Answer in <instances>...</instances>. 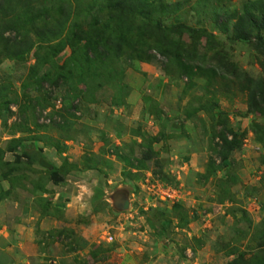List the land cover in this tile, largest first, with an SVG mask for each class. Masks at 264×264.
<instances>
[{
    "label": "rangeland",
    "instance_id": "374dc122",
    "mask_svg": "<svg viewBox=\"0 0 264 264\" xmlns=\"http://www.w3.org/2000/svg\"><path fill=\"white\" fill-rule=\"evenodd\" d=\"M23 1L15 2L13 19L20 17L28 30L34 14L19 8ZM57 1L44 0L40 14ZM206 1L226 14L254 0ZM209 20L203 14L194 22L220 34ZM214 41H186L197 46L207 66L204 76H189L194 84L179 76L177 66L166 73L159 63L120 58L110 68L113 79L102 78L90 96L76 98L81 71L73 65L66 69L73 75L68 83L34 85L46 73L56 81L69 49L52 57L35 46L23 59L0 64V85L6 86L1 97L16 101L9 114L0 110L2 161L19 163L11 192L0 200L2 262L230 264L244 256L256 264L264 256L252 238L264 228V129L254 132L264 128V109H248L247 92L236 78L241 72L262 77V57L230 31ZM36 58L44 64L30 75ZM219 60L229 72L217 69ZM66 98L73 107L68 111ZM228 127L237 133V145L229 166L220 168L218 135ZM14 140L29 147L22 151ZM141 152L151 159L135 170L127 156ZM51 167L61 178L57 184ZM1 188L9 184L0 177ZM167 189L175 199L160 200ZM118 193L127 196L128 210L114 208ZM44 200H50L48 208ZM68 201L73 203L65 207ZM44 211L54 218H43Z\"/></svg>",
    "mask_w": 264,
    "mask_h": 264
},
{
    "label": "trees",
    "instance_id": "16d2710c",
    "mask_svg": "<svg viewBox=\"0 0 264 264\" xmlns=\"http://www.w3.org/2000/svg\"><path fill=\"white\" fill-rule=\"evenodd\" d=\"M16 1L0 0V64L6 59H23L35 46L45 47V50L52 53V57L59 51L69 49L68 57L62 64V73L57 76L56 81H51L50 74L46 73L43 75V80L34 81L36 87L42 83L41 81L50 82L51 85L58 84L59 81L68 83L73 75L66 69L73 65L81 71V80L72 98L81 95L90 96L102 78L113 77L110 68L115 60L120 58L128 60L129 63L137 58L150 63H159L166 73L169 65L177 66L181 73L179 76L188 79L193 74L204 76L207 66L206 69L202 66V54L199 53L196 45L187 47L186 41L202 38L208 45L226 31H230L233 40L253 44L262 57L259 62L262 77L252 78L241 72L236 78L241 81L242 87L247 92L248 109L250 111L264 109V3L261 0L246 1L240 9L231 10L226 14H221L216 8L204 5L209 3L206 0L170 3L165 0H58L49 6L48 11L40 14L39 8L42 9L44 0H37L35 3L32 0H25L19 8H23L24 13L34 14V17L27 22L30 24L28 30L21 27L20 17L13 19L18 10ZM39 3L41 6L38 5ZM203 14L210 17L209 21L213 22L214 28L220 34H213L206 29L205 25L199 26L197 22H194ZM217 55L221 59L222 53ZM219 61L220 66L217 69L229 72V67L223 61ZM43 64V61L40 62V59L36 58L29 74L41 69ZM212 71L216 72L215 69ZM189 82L194 84L191 79ZM5 88V85H0V97L4 94ZM66 100L64 110L73 109ZM14 102L16 101L9 100L6 96L1 97L0 110L9 114V105ZM213 111L214 109H212V119L215 117ZM254 127L258 128L256 125ZM260 129L264 128L254 129V132L257 134L256 130ZM218 137L220 140L219 167H228L229 154L237 145V133L228 127L221 130ZM13 142L16 143L15 146L19 144L18 148L22 151L29 147L20 144L17 140ZM141 153L140 157L127 156L128 163H130L129 159L133 160L131 165L135 170H143L146 160L151 159L147 152ZM2 156L3 151L0 150V170H6V173H2L0 177L8 182L9 188L6 190L1 188L0 200L3 199L5 192L7 194L11 192L14 180L12 174L18 172L19 165L17 162L12 164L3 162ZM48 173L53 177L55 184L61 181L57 169L51 167ZM39 186L40 184H37L35 190H40ZM37 194L40 197L34 201L39 202V199L42 201L41 190ZM31 195L34 196L35 192L33 191ZM44 201L48 208L51 205L50 200ZM92 213H94L93 210ZM40 215L44 217L50 213L44 211ZM149 225L154 227L150 222ZM262 225L264 226V217ZM262 230L261 236L252 237L260 252H264V228ZM62 233L63 231L60 230L56 234L60 236ZM69 233L73 235V232ZM249 259L246 260L244 256H241L232 260L230 264H253ZM0 264L6 263L0 260ZM256 264H264L263 255H260Z\"/></svg>",
    "mask_w": 264,
    "mask_h": 264
},
{
    "label": "water",
    "instance_id": "95a60500",
    "mask_svg": "<svg viewBox=\"0 0 264 264\" xmlns=\"http://www.w3.org/2000/svg\"><path fill=\"white\" fill-rule=\"evenodd\" d=\"M114 208L119 211L123 212L128 210L129 208V201L126 195L118 193L116 197L114 198L113 203Z\"/></svg>",
    "mask_w": 264,
    "mask_h": 264
},
{
    "label": "built area",
    "instance_id": "2783aa9c",
    "mask_svg": "<svg viewBox=\"0 0 264 264\" xmlns=\"http://www.w3.org/2000/svg\"><path fill=\"white\" fill-rule=\"evenodd\" d=\"M57 103H59V101H58ZM159 199L162 200V201H171V200H173V199H175V198H174V196L169 192V190L167 189V190H164V191L162 192V194L159 196ZM112 240H113V238H112L111 236H107L106 241L111 242Z\"/></svg>",
    "mask_w": 264,
    "mask_h": 264
},
{
    "label": "crops",
    "instance_id": "0c3cea01",
    "mask_svg": "<svg viewBox=\"0 0 264 264\" xmlns=\"http://www.w3.org/2000/svg\"><path fill=\"white\" fill-rule=\"evenodd\" d=\"M73 202H70V201H68V202H66L65 203V207L67 206V207H70V205L72 204ZM129 205H130V202H129ZM52 215H47V216H44L43 218H45V217H47V219L48 218H54V217H51ZM42 218V219H43ZM60 226H62V225H60Z\"/></svg>",
    "mask_w": 264,
    "mask_h": 264
}]
</instances>
